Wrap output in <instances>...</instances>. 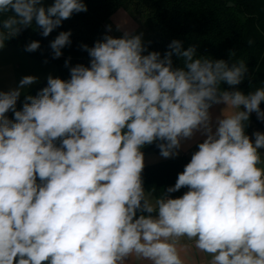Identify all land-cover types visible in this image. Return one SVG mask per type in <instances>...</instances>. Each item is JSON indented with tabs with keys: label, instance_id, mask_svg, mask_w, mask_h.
Here are the masks:
<instances>
[{
	"label": "clouds",
	"instance_id": "obj_1",
	"mask_svg": "<svg viewBox=\"0 0 264 264\" xmlns=\"http://www.w3.org/2000/svg\"><path fill=\"white\" fill-rule=\"evenodd\" d=\"M87 10L84 0H0V49ZM71 35L50 42L54 59ZM142 36L82 45L89 65L71 67L68 80L49 75L21 110L36 76L0 91V264H264V132H246L251 114L264 122V86L236 89L243 59L198 55L180 40L161 56ZM196 133L205 138L175 184L147 191L142 149L155 143L175 158Z\"/></svg>",
	"mask_w": 264,
	"mask_h": 264
},
{
	"label": "trees",
	"instance_id": "obj_2",
	"mask_svg": "<svg viewBox=\"0 0 264 264\" xmlns=\"http://www.w3.org/2000/svg\"><path fill=\"white\" fill-rule=\"evenodd\" d=\"M46 2L50 4L52 0ZM84 3L87 12L73 14L48 37H43L39 29L27 28L6 45L25 50L28 43L39 41L41 46L38 50L26 52L35 58L56 63L60 72L54 78L68 80L71 67L89 65L90 57L82 45L91 47L105 34L112 35L107 27L109 19L123 5L132 4L144 13L148 27L152 30V35L144 42L149 52L158 51L163 56L173 40H180L183 49L195 46L198 55L224 59L229 63L243 59L248 66V73L246 79L235 87L245 94L264 86V0H84ZM69 30L72 33L71 44L61 50L59 58L54 59L50 42L59 32ZM172 59L174 67L180 66L181 62L175 55ZM66 60L69 61L67 67ZM46 86L47 80L34 87L28 95L35 96ZM223 87L231 90L226 84ZM24 101L17 110L22 109ZM261 108L264 110V103ZM260 127H264V122L258 121L255 113L251 114L247 134ZM142 151L144 154L159 153L155 143L145 146ZM190 159L182 155L146 165L143 171L145 189L152 191L155 187L154 195L159 196L163 189L175 184L177 174L183 171ZM185 191L187 189L182 188L171 195L179 197Z\"/></svg>",
	"mask_w": 264,
	"mask_h": 264
},
{
	"label": "rangeland",
	"instance_id": "obj_3",
	"mask_svg": "<svg viewBox=\"0 0 264 264\" xmlns=\"http://www.w3.org/2000/svg\"><path fill=\"white\" fill-rule=\"evenodd\" d=\"M122 24L120 31L116 30V25ZM111 26V34L119 38L123 30H129L134 34L143 33V43L152 35V30L148 27L144 13L132 4L123 5L108 21L107 27ZM59 66L45 60L35 58L28 54L23 48L6 45L0 49V91H8L16 88L19 81L26 75H33L38 78L37 82L26 86L21 90V96L17 101L16 108L25 99L28 93L41 82L47 80L49 75L57 76ZM12 112L7 113L10 119Z\"/></svg>",
	"mask_w": 264,
	"mask_h": 264
},
{
	"label": "crops",
	"instance_id": "obj_4",
	"mask_svg": "<svg viewBox=\"0 0 264 264\" xmlns=\"http://www.w3.org/2000/svg\"><path fill=\"white\" fill-rule=\"evenodd\" d=\"M222 107H224V105L214 106L212 109H210V111L213 115V118H215L216 115H219L220 108H222ZM257 130L264 132V127L254 129L253 131H257ZM251 134H250V136H251ZM204 138L205 137L201 136L199 133H196L195 136L191 140L182 141V146H181V149L179 150L178 156L187 155V156L191 157L192 153L194 151L198 150L197 144L199 142H202ZM260 151L262 153H264V149H261ZM144 155H145V166L156 164V163H159V162L164 161V160L173 159V158H163L160 156L159 153H156V152H149V153H146ZM190 255L195 256L194 249L192 250ZM199 259H200L199 256H195V260L194 261L190 260L189 264H198Z\"/></svg>",
	"mask_w": 264,
	"mask_h": 264
},
{
	"label": "water",
	"instance_id": "obj_5",
	"mask_svg": "<svg viewBox=\"0 0 264 264\" xmlns=\"http://www.w3.org/2000/svg\"><path fill=\"white\" fill-rule=\"evenodd\" d=\"M230 5H232V4L230 3Z\"/></svg>",
	"mask_w": 264,
	"mask_h": 264
}]
</instances>
